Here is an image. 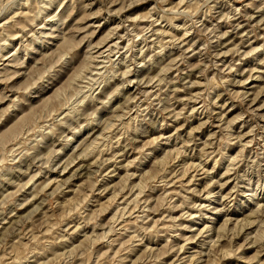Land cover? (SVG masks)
Instances as JSON below:
<instances>
[{
  "label": "rangeland",
  "instance_id": "rangeland-1",
  "mask_svg": "<svg viewBox=\"0 0 264 264\" xmlns=\"http://www.w3.org/2000/svg\"><path fill=\"white\" fill-rule=\"evenodd\" d=\"M0 264H264V0H0Z\"/></svg>",
  "mask_w": 264,
  "mask_h": 264
}]
</instances>
